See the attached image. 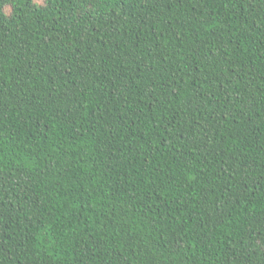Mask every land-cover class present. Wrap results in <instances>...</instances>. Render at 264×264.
I'll use <instances>...</instances> for the list:
<instances>
[{"label":"trees","instance_id":"16d2710c","mask_svg":"<svg viewBox=\"0 0 264 264\" xmlns=\"http://www.w3.org/2000/svg\"><path fill=\"white\" fill-rule=\"evenodd\" d=\"M0 264H264V0H0Z\"/></svg>","mask_w":264,"mask_h":264}]
</instances>
